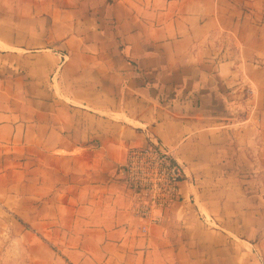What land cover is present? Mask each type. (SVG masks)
Returning <instances> with one entry per match:
<instances>
[{"label": "crops", "instance_id": "0c3cea01", "mask_svg": "<svg viewBox=\"0 0 264 264\" xmlns=\"http://www.w3.org/2000/svg\"><path fill=\"white\" fill-rule=\"evenodd\" d=\"M156 143L161 224L124 167ZM0 216V264H264V0H0Z\"/></svg>", "mask_w": 264, "mask_h": 264}, {"label": "built area", "instance_id": "2783aa9c", "mask_svg": "<svg viewBox=\"0 0 264 264\" xmlns=\"http://www.w3.org/2000/svg\"><path fill=\"white\" fill-rule=\"evenodd\" d=\"M126 182L133 192L136 217L161 224L164 211L179 197L184 173L170 151L160 143L133 148L125 164ZM147 231V226H143Z\"/></svg>", "mask_w": 264, "mask_h": 264}, {"label": "rangeland", "instance_id": "374dc122", "mask_svg": "<svg viewBox=\"0 0 264 264\" xmlns=\"http://www.w3.org/2000/svg\"><path fill=\"white\" fill-rule=\"evenodd\" d=\"M8 223V220L5 217L0 216V228H2L4 225ZM3 233V232H0Z\"/></svg>", "mask_w": 264, "mask_h": 264}]
</instances>
